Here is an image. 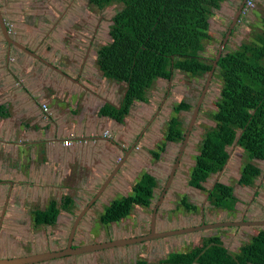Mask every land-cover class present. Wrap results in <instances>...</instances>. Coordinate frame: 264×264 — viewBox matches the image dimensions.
<instances>
[{
    "label": "flooded vegetation",
    "instance_id": "1",
    "mask_svg": "<svg viewBox=\"0 0 264 264\" xmlns=\"http://www.w3.org/2000/svg\"><path fill=\"white\" fill-rule=\"evenodd\" d=\"M24 1L25 0H0V15L10 38L20 42L31 51L38 54L40 57H42V59H44V62L37 58V56H32L19 46L15 45L10 46V52L7 56V43L0 26V44L2 43L6 47L4 53V63L6 64V71L8 73V81L6 83L7 87H10L12 91L19 89L24 94L28 93L24 82L17 78V72L14 68V64L18 62L17 57L21 53H26L42 63L48 61L49 64L53 66H51L52 68H59L58 66H61L63 69H59L63 71L66 69H71L74 71V77L71 76L69 79L72 80L76 86L86 83L96 90V84H100L107 79L114 81V79L107 77L101 70L98 63V51L101 47L112 42L110 31L111 26L114 23L113 17L120 10L121 4L113 2L104 7H100L92 3L90 0H87V2L83 3L81 6H79V8H77V6H67L66 9L69 10L70 8L72 15L65 16L66 11L64 8L60 10V0H52L53 4L49 3L44 6L45 8L49 9L47 12L48 15L40 17L39 15H35L34 11L30 12V0H26L27 3ZM42 1L44 2V0ZM114 5L118 6L117 10L107 18L104 15V10L109 7L111 8ZM240 19L241 15L239 20ZM239 20L233 26L231 32L235 31ZM231 22L232 19H230L227 25H225L223 28L224 35L227 31L228 25L231 24ZM22 25L27 26V30L20 29V26ZM12 26L15 29H13ZM224 35H222V40L218 47H216L215 55L209 54V51L211 50L208 48L211 45L209 43L207 45L208 47L206 51L201 54V57L207 59V61L211 63V67L219 46L223 42ZM230 37L231 33L229 34L225 42V46L222 49V55L228 51L235 50L244 41L243 38L230 41ZM27 38L28 40H26ZM30 42L31 45L29 44ZM15 53H19V55L14 56ZM49 56H53L56 60L52 61L51 59H48ZM64 64L65 66H62ZM216 68L217 65L214 67L213 73L209 79L208 74L211 68L206 73L201 75L193 74L191 71L174 69L172 70L169 78H157L153 82L149 90H151L155 84L163 86V82L168 81V84L165 86L166 94H168V90L170 91L173 88L172 81H174L175 78L177 82L183 83L186 87L179 90L181 94L178 91L175 92L174 99H172L170 109L165 119V122H170L172 118H178L180 121L178 128L181 131V137L178 139L174 138L176 134L174 131L169 134L171 128L170 123L167 124L162 122V124H158L156 126V130L152 133L150 139L152 138L154 141L157 139L156 149L158 162L160 163V166H162L161 162L164 163L167 158L168 160H172V164L168 172H163L164 169L162 166L159 171L161 180L158 181L156 178L154 179L155 182L152 188V196L149 203L140 204L134 202L132 203L131 201L128 207V213L119 219L106 220L103 218V216L107 207L112 202L126 199L127 201L125 204H128V198L135 193L134 189L137 181L135 179L134 180L136 182L133 181V172L139 167V163L136 158V149L138 148L139 141L147 133L150 126L152 125L149 124L148 128L146 129L144 127L148 121L143 125H140L137 121V119L141 118L140 115L142 114L138 111L139 108L137 105L139 102H144L137 98L130 103L126 114L123 116L126 122L125 131L128 133L132 132V134L134 133V137L132 141H130L128 148L124 150L130 151L131 149V152L128 154L126 159V163L130 166L129 168L132 173H129L125 179L123 178L122 180H116V176L118 175V172L121 171V169L118 170L112 180L106 186H113L112 190L114 193L111 195L113 198L109 199L106 203H100V198L106 189L105 187L100 196L87 207L86 211L78 220L75 227L74 223L77 216L88 205L89 201L95 196L97 190H99L100 187L94 191V194L86 201L84 205H81L80 207L77 206L79 209L76 211L74 219L72 218L69 221H66L65 216L67 215V212L76 208L75 202H77V200H75V194L77 193L81 195V192H79L78 189L71 190L73 199H70L71 197L67 198L64 195H60L58 193L59 191L54 192V196L49 195L44 199L38 198L39 196H33L28 190H26V192H22L21 196L16 197L14 195H16L17 188H15L13 181L9 180L8 178L4 179V177L0 176V188H4L6 191L2 195L0 190V259H11L41 252H61L65 250L72 251L78 247L80 248L92 243L104 241L108 242L120 238H134L141 240L146 237H150L148 240H141L139 242L126 244L123 246L78 254H66L60 257L29 264H141V262L144 264H177L170 260V256L174 253H181V251L173 252L174 245L171 243V241L174 236L180 235H171L158 238L157 236L159 233L164 231L171 232L178 228H185L174 227L173 220L176 218L174 216L179 213H183L184 216H188L194 211L193 205L189 202V199L186 195L188 192H186L183 188L184 183L182 182V184H180L178 181H175V178L176 174L181 171L185 176V183L190 185L189 181L196 157L199 153V145L201 140L206 131L211 126L215 125V120L212 118L211 114L217 109L216 103L221 91L220 80L215 76ZM176 71L180 73V76H177ZM115 82L122 83V85H120L118 88L120 97L119 104L109 103L103 105L100 108V114L109 116L112 119L114 117L110 114L102 112V109H106L107 105L119 109L122 106V102L128 90V85L126 82ZM211 83H213L214 87H217L215 90L217 91V94L215 92V99L212 102L213 104L210 105L212 107H210L206 114H204L207 116V118L205 117L206 121L209 119V123H206V121L202 122L199 120L198 117L200 112L203 111L202 107H204L203 104L205 103V94ZM35 85L36 86L32 90L33 92H37L40 88L38 83H35ZM186 90L187 93L182 94V91ZM91 91L93 92V90ZM147 97L148 96L146 95L145 101H147ZM39 99L41 100L40 95L32 94V106H34L33 109L38 114L39 123L43 121L47 122L49 120V107L46 103H43ZM12 100H14L12 97H3L0 94V139H12L13 134H18V126L28 129L30 127V123L26 120L27 118L24 115L28 112H25L26 109L30 110V99H27L26 101L28 103V108L21 109L15 107V105L14 107L13 105L11 106ZM183 102L187 104L188 107L186 109L181 108L176 110V108L183 104ZM44 105L46 106V109L44 108ZM184 112L190 113L188 120L183 117L182 113ZM153 114L154 112H152L151 117ZM38 122L34 120V123L37 124ZM114 122L117 123L118 120H114ZM39 123L35 128L36 132L43 129H40ZM189 126H191V128L188 135H186ZM196 128H198L199 136L196 149H193V152L188 155V160H186V163L182 164L181 158L183 149L181 150V155L177 161V166L172 173L173 175H171V170L178 158L180 148L184 144V137L187 136V141L190 135L193 134L195 130H197ZM134 130H136V132H133ZM104 132V136L110 135L107 130ZM140 133H142L141 137H139ZM160 135L162 136V140H160ZM68 137L71 138V136ZM85 142H87V140H85ZM14 143L15 142H11L8 147L9 150L12 149L11 157H13V164H15L14 160L18 158V156L14 155V149L12 145ZM177 144H179V148H177L178 150L174 152L173 149ZM233 145L235 147L232 153L236 154L238 152L236 149L237 146L235 144ZM229 148L232 150V146H229ZM227 152L230 153V151ZM116 154V151L107 149L105 159H108V155L109 158H112V156H115ZM134 154H136V159H132ZM173 154H175L174 157H171ZM122 158L123 157H119L117 161L115 160L114 167L121 162ZM4 162H7L6 158L2 160L0 156V166L3 165ZM223 169L224 168L222 166V168L216 174L209 175L203 182V185L208 187V181H210L211 177L214 180L211 187L214 186L217 181L223 182ZM96 176L97 174L92 171L91 175L88 176L89 180L86 181L87 185L90 183V179H93V177ZM169 178L170 184L164 191L165 185L167 184ZM159 184H161L160 188L157 189ZM211 187L207 189L210 190ZM174 188L177 189L174 191ZM186 189H188V187ZM207 192L208 190H206L205 195ZM116 194L121 195L116 196ZM50 211L55 213L52 221L47 218ZM73 227L74 232L72 233L71 231Z\"/></svg>",
    "mask_w": 264,
    "mask_h": 264
},
{
    "label": "crops",
    "instance_id": "2",
    "mask_svg": "<svg viewBox=\"0 0 264 264\" xmlns=\"http://www.w3.org/2000/svg\"><path fill=\"white\" fill-rule=\"evenodd\" d=\"M240 1L225 0L219 13L215 16V22L218 28L215 31V38H220L223 33V28L232 19ZM252 1L254 5L242 13L235 31L231 32L230 41L241 38L248 40L252 37V34L261 29V23L264 20V0ZM27 28L24 25L20 26L22 30H27ZM29 44L31 45V42ZM5 49V45L1 43L0 94L3 97H12L14 100H12L11 106L13 105L14 107L15 105L19 109L28 108L26 101L30 99V110L26 109L25 112H28L23 114L27 118L26 120L32 123L29 129L27 128L20 132L18 130V134H13L11 139L12 142H15L12 144L15 155L21 149L19 146L20 143L27 144L25 149L26 154L22 156L18 155V159L14 160L17 167L15 172H20L21 175H25L24 180L30 183L31 194L36 197L39 196L38 198L40 199H44L49 195L54 196V192L56 191H59L58 193L60 195L73 199L71 190L78 189L81 195L75 194V200H77L75 202L76 208L71 209L65 216L66 221H69L72 218L74 219L79 207L86 203L94 194V190L100 187L106 176L113 169L115 156L113 155L112 158H109L108 155V159H105L106 150L116 151L117 157L124 155V150L128 148L132 137H134V133L131 134V132L128 133L125 131V118L115 123L111 117L100 114V108L103 105L109 103L119 104L118 84L115 83L116 80L112 81L107 79L100 84H96V90L86 83L76 86L72 80L51 66L32 58V56L26 53H21L20 55L19 53H15L14 56L19 55L17 57L18 62L14 64L17 78L24 82L28 93L24 94L19 89L12 91L10 87L6 86L8 73L6 71V64L4 63ZM48 59L52 61L56 60L53 56H49ZM62 66H65V64ZM58 67L63 69L61 66ZM64 72L70 75V77H74V71L71 69H66ZM35 83H38L40 86L39 92L32 91L36 86ZM32 94L40 95L41 100H39L48 105L49 120L47 122H38V114L33 109L34 106H32ZM108 106L110 105H107L106 109ZM137 106L139 108L138 111L142 113L140 115L141 118L137 119L139 124L147 120L152 112L154 114L151 117L152 125L150 127L156 130V126L162 124L161 119H159L160 115L155 117L156 103L151 102L149 97H147V101L139 102ZM34 120L39 123L40 129L43 128L42 130L36 132L35 128L38 123H34ZM165 123L172 125L171 121H166ZM152 129L148 130V132H151L150 135L146 133L141 138L142 141L138 143V148L136 149L137 157L136 154L132 157V159L136 157L139 163L138 169L133 172V181L136 180L138 182L143 174H149L154 179L161 180L159 170L162 166L164 168V165L161 162L162 166H160L158 162L156 149L157 139L150 141V137L154 132L151 131ZM106 130L109 132V136L103 135V132ZM68 136H71L72 143L65 146L62 144V140ZM161 138L162 136L160 135V140H162ZM0 142H2V139H0ZM115 142L120 145V148L115 147ZM234 147L233 145L232 150ZM236 149L238 150L236 154L230 152L228 161L223 169L224 175L222 176L223 182L231 186L236 201L232 203L231 201L227 202L224 206H217L210 202L208 198L205 200V189L202 190L185 183L183 188L188 192L186 195L189 202L192 203L194 211L188 216H184L183 213L177 214L174 216L176 218H174L173 223L174 227L196 226L202 220L206 224L233 221L237 225L203 229L174 236L171 241L174 245L173 252H187L199 246L203 239L217 235L221 245L229 253L238 255L245 244L251 242L259 232L264 231V159L252 157L250 163L257 167L260 173L254 178L251 185L240 183L239 179L242 166L249 159L243 150L237 147ZM4 164L9 163L7 161ZM92 171L97 176L90 179L91 181L87 185L86 181L89 180L88 176L91 175ZM122 172H124L123 169L118 172L116 180L123 179L124 175L121 174ZM213 182L214 180L211 177L210 181H208V187L206 185L204 187L206 189L211 187ZM160 185H158L157 189L160 188ZM187 187L188 189H186ZM112 189V185L106 187L100 198V203H106L109 199L113 198L111 197L112 193H114ZM176 189L174 188L173 190L175 191ZM120 195L116 194V196ZM201 205H203L202 215L200 214ZM242 217L246 221H254L253 224L245 225L241 223Z\"/></svg>",
    "mask_w": 264,
    "mask_h": 264
},
{
    "label": "trees",
    "instance_id": "3",
    "mask_svg": "<svg viewBox=\"0 0 264 264\" xmlns=\"http://www.w3.org/2000/svg\"><path fill=\"white\" fill-rule=\"evenodd\" d=\"M90 1L100 7L113 2L121 4L113 17L112 42L98 51V63L103 73L128 85L119 109L112 106L102 109L118 121L123 119L134 99L146 100L147 92L157 78H169L174 69L201 75L211 68V63L201 54L208 43L215 45L222 40L224 33L215 38L218 29L215 16L225 0ZM215 76L221 83L217 109L211 114L215 125L201 140L189 184L208 190L209 201L224 206L236 201L231 186L217 181L209 190L203 182L226 163V148L236 142V146L248 155L249 160L243 164L239 179L246 185L260 173L250 159H264V20L261 29L250 39L221 55ZM187 107L183 102L176 110ZM171 122L173 129L170 128L169 134L174 131V138L178 139L181 137L180 121L172 118ZM154 182L151 175H142L135 184V193L128 198L129 203L125 204L126 199L112 202L103 218L119 219L126 215L131 201L148 204ZM54 216L55 213L50 211L47 218L52 221ZM170 260L175 263L264 264V231L245 244L238 255L229 253L215 235L203 239L190 251L172 254Z\"/></svg>",
    "mask_w": 264,
    "mask_h": 264
},
{
    "label": "rangeland",
    "instance_id": "4",
    "mask_svg": "<svg viewBox=\"0 0 264 264\" xmlns=\"http://www.w3.org/2000/svg\"><path fill=\"white\" fill-rule=\"evenodd\" d=\"M24 2L27 3L26 0ZM85 2H87V0H60V5H61V9L60 10H62L64 8V10L66 11L65 12V16L72 15L71 9L69 8V10H68V9H66V7L67 6H75V7L77 6V8H79V6H81ZM49 3H52L53 4L52 0H48V2H47V0H44V2L42 0H30V12L34 11L35 12V15H39L40 17H42L44 15H48L47 12H48L49 9L45 8L44 6L47 5V4H49ZM117 7L118 6H115L114 5L111 8L110 7L109 8H106L104 10V15L108 18V16H110L111 14H113L117 10ZM7 19H9V18H7ZM13 29H15V28L13 27ZM218 45H219V43H217L215 45H210L208 47V48L211 49L209 51V54L210 55H215V48L218 47ZM176 74H177V76H180V73L178 71H176ZM175 79H174V81H172V83H173L172 87L173 88L170 91L168 90V94H166V87H165L166 84H168V81H164L163 82V86H161L159 84H157V85L155 84L154 87L147 92V96L149 97V100L151 102H155L156 103V106H157V108H156L157 111L155 113L156 114L155 117H157L158 115H160L159 119H161L162 122H165V119L167 117V113H168V111L170 109V104L172 102V99H174L175 92H177V91L179 92V90H181L182 88H186L183 83L177 82V80H175ZM115 83L118 84V88H119L120 85H122V83H117V82H115ZM216 89H217V87H214L213 83H211L209 85L207 91H206V94H205V97L206 98L204 99L205 100V103L203 104L204 107H202V110L203 111L200 112L199 117H198L199 120H201L202 122L203 121H206L207 116H205L204 114H206L207 110L210 107H212L210 105L213 104L212 102L215 99V92L217 94V91H215ZM157 93H159V94H157ZM183 93H187V90L186 91H182V94ZM182 114H183V117H185L188 120V118L190 116V113L184 112ZM151 115L152 114H150L149 117H148V119L146 121H144L140 125H143L144 123H146L148 121L146 123L145 127H144V128L147 129L148 126H149V124H151ZM206 123H209V119L206 121ZM149 129H152V128L150 127ZM196 129L197 130H195L193 132V134H191L190 137L188 138V140L185 142V145H184V148H183V154H182V158H181V164L182 163H186V160H188V155H190V153L193 152V149H196V147H197V142L199 140V136H198V128H196ZM142 131H143V129H142ZM151 131L153 132L155 130L152 129ZM133 132H136V130H134ZM150 133L151 132H148L147 131V134L148 135H150ZM131 134H132V132H131ZM132 139H133V137H132ZM151 139H150V141H152V140L154 141V139H152V140ZM6 141L7 142H10V140H8V139ZM140 141H142V139ZM9 145H10L9 143H5V144H3L1 146L3 148H0V156L5 157V155H3L4 153H6V155L9 156L8 158L5 157L9 164H3V165L0 166V176H2L4 178H8L9 180H12V181L16 180L13 183H14V186L16 185L15 188H17L16 195H14V196L17 197V196H21L22 195V192H26V190L30 191V183H28V181L24 180V176L25 175H21L20 172H15L16 169H17V167H16V164H13V157H11V150H8L7 149V147ZM178 146H179V144H177L174 147V149H173L174 152L176 150H178L177 149V148H179ZM2 149H4L5 152L2 151ZM226 150L227 151H230L232 153V151L234 149L231 151L230 148L228 147ZM174 155L175 154H173L171 157H174ZM116 157H117V155H116ZM119 157H122V155L121 156H118L116 158V161H117V159ZM171 161L172 160H170V159L168 160L166 158L165 162L163 163V165H164L163 172L164 171L168 172V170H169V168H170V166L172 164ZM129 167L130 166L127 163H124V166L121 168V170L122 169L124 170V172H122L123 175L128 176L129 173H131V170H130ZM17 180H19V181H17ZM175 181H178L180 184H182V182L185 184V176H184V174L181 171H179L176 174ZM0 190H1V194L2 195L6 192L4 188H0ZM20 220H22V219H20Z\"/></svg>",
    "mask_w": 264,
    "mask_h": 264
},
{
    "label": "water",
    "instance_id": "5",
    "mask_svg": "<svg viewBox=\"0 0 264 264\" xmlns=\"http://www.w3.org/2000/svg\"><path fill=\"white\" fill-rule=\"evenodd\" d=\"M246 2H247V0H241L240 3L238 4V6L236 7L234 16L232 17V22H231V24L228 25L227 31H226V33L224 35L223 42L220 44L219 49L217 51V54H216V56L214 58L212 67H211V69L209 71V74H208V79L211 77V75L213 73V69L217 65V61L220 58V56L222 55V49L225 46V42H226L229 34L231 33V30H232L233 26L239 20L240 15H242V13L244 11V7L246 6ZM0 26H1V30L3 32V36H4V38L6 40V43H7V51H6L7 52V56L9 54V52H10V46L11 45H15V46H19L20 48H22L28 54H31L32 56H35V57L37 56V58H39L41 61L44 62V59H42V57H40L38 54H36L35 52L31 51L29 48H27L25 45L21 44L20 42L10 38V36L8 35V32L6 30V27L4 25V22L2 20L1 15H0ZM46 63H47V65L49 64L48 61H46L44 64H46ZM49 65L52 66L51 64H49ZM54 69L57 70L58 72H60L61 74L65 75L66 77L70 78V76L68 74H66L63 70H61V69H59L57 67H54ZM113 120H117V119L113 118ZM31 126H32V123H30V127ZM21 127L19 126V129H18L19 132L22 131V130H26L27 129V128H23V127L21 128ZM190 128H191V126H189L188 131L186 132V135H188ZM141 135H142V133H140L139 137H141ZM186 137H184V142H183L184 144L180 148V152L178 154V158H177V160H176V162H175V164H174V166H173V168L171 170V175H173L172 173L174 172L175 167L177 166V161H178V159H179V157L181 155V150L183 149V146L185 145V142H186ZM7 139L8 138L2 139V142H0V148H3V147H1L3 144H5V143H9L10 144L12 142L11 139H8V140H10V142H7L6 141ZM116 143L114 144L115 147L120 148V145H118V143L117 144ZM235 145H236V142H235ZM19 146L21 147V149H20V151L17 152L16 156L25 155L26 154L25 153V149L27 147V144L26 143H20ZM8 147H7V149H8ZM132 148H133V146H132ZM2 151L5 152L4 149H2ZM130 152H131V149H130V151L127 150V151L124 152L125 154L122 156L123 158L121 159V162L119 164H117L113 168L111 173L107 176L106 180L100 186L99 190H97L95 196L89 201L88 205L79 213V215L77 216V218L75 220L74 227L76 226L78 220L82 217V215L86 211L87 207L100 196V194L105 189V187L109 184V182L112 180V178L114 177L116 172L118 170H120L124 166V163H126V159H127L128 154ZM3 155H5V157H7V158L9 157L8 155H6V153H4ZM229 156H230V153H228V157ZM5 157L1 156V159L3 160ZM116 158L117 157L115 155V160H116ZM227 161H228V158L226 159V162ZM225 165H226V163L223 165V168L225 167ZM123 178L125 179L126 176L124 175ZM169 181H170V178L167 181V184L165 185L164 191L168 188V186L170 184ZM251 184H249V185H251ZM164 191H163V193H164ZM208 196H209V192L205 195V200H207ZM200 214L201 215L203 214V205L200 206ZM253 222L254 221H248V220L246 221L244 219V217H242V222L241 223H244L245 225H252ZM255 224H257V222H255ZM229 225L234 226V225H237V224H234L233 221L206 224L202 220L201 223L199 225H196V226L178 228V229H175V230H173L171 232H169V231L161 232V233L158 234L157 238L158 237H167V236H171V235H182V234H186V233H190V232H194V231H198V230L213 229V228H218V227H222V226L225 227V226H229ZM258 225H262V224H258ZM74 227L72 228V231H71L72 233L74 232ZM148 239H150V237H146V238L141 239V240H148ZM141 240L134 239V238H120V239H116V240H112V241H108V242L104 241V242H99V243H92V244H89V245H86V246H83V247H80V248L78 247V248H76L75 250H72V251L65 250V251H61V252H41V253H36V254L22 256V257H15V258H11V259L3 258V259H0V264H29V263H36V262H39V261L60 257V256H63V255H66V254H73V253L78 254V253L92 252V251H97V250H102V249H107V248L123 246V245H126V244L139 242Z\"/></svg>",
    "mask_w": 264,
    "mask_h": 264
},
{
    "label": "built area",
    "instance_id": "6",
    "mask_svg": "<svg viewBox=\"0 0 264 264\" xmlns=\"http://www.w3.org/2000/svg\"><path fill=\"white\" fill-rule=\"evenodd\" d=\"M253 5H254V3H253L252 0H247V4H246V6H245L244 11H245L247 8L252 7ZM244 11H243V12H244ZM10 31H11V27H10ZM44 108L46 109V106H45V105H44ZM104 133H106V132H104ZM71 143H72V140H71L70 137L65 138V139L62 141V144L65 145V146H68V145H70Z\"/></svg>",
    "mask_w": 264,
    "mask_h": 264
}]
</instances>
